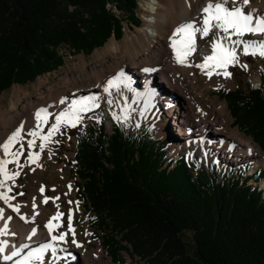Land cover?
<instances>
[{
	"label": "trees",
	"instance_id": "16d2710c",
	"mask_svg": "<svg viewBox=\"0 0 264 264\" xmlns=\"http://www.w3.org/2000/svg\"><path fill=\"white\" fill-rule=\"evenodd\" d=\"M137 23L135 0H113ZM106 0H0V92L63 65L61 46L90 54L121 21ZM126 20V19H125ZM262 90L218 88L232 123L264 153ZM74 174L94 239L119 262L120 251L147 264H264V199L242 168L219 172L181 156L167 161V140L144 125L128 133L89 122L76 132ZM197 168L198 171H194ZM264 170L254 175L259 179ZM190 232L189 247L183 235Z\"/></svg>",
	"mask_w": 264,
	"mask_h": 264
},
{
	"label": "rangeland",
	"instance_id": "374dc122",
	"mask_svg": "<svg viewBox=\"0 0 264 264\" xmlns=\"http://www.w3.org/2000/svg\"><path fill=\"white\" fill-rule=\"evenodd\" d=\"M148 1L150 0H139V6H137L136 12H134L137 13L136 15H138L139 18L141 17L140 13L143 11L142 7H145L144 4L141 3H148ZM173 1L175 2L174 7L179 9L181 1ZM203 2L204 0H191V15L194 13L196 14L200 5L203 6ZM208 2L209 0H207L205 4H207ZM115 6L111 4L110 7L117 17L119 11ZM234 6L241 7L246 12V14H251L254 20L264 18V8H262L264 7V0H249V3L247 5L242 4L241 0H235L234 2L228 0L226 7L232 8ZM122 16L124 20L127 19V17H125V15H122L121 13L117 18H120ZM126 21L128 24L131 22L129 20ZM174 21H176V19H174ZM198 21H200V19H198ZM133 25L134 24L132 23L129 29L133 30L129 33L131 37L127 38L128 34H126V30H128V27L126 26L125 29L122 30V35L119 39L110 36L102 46L95 48L88 55L82 52L74 54L65 48H60L59 53L63 56L64 63L57 70L39 75L35 78V80L27 82L25 84L14 83L9 88L0 92V122L2 113L4 111H8V106L11 101L15 100L20 105L25 103L26 101L35 100L38 93L43 92L45 95H48L50 90L52 91L54 88V90H56L57 88H61L66 80H68L69 83H72L71 85L80 86V89H82L83 86L87 87L88 83H92V81L94 82V77L97 76L98 78H100L99 81L105 85V79L110 76L114 69L111 65V63L114 62L110 59L111 54L106 52L105 49L107 44L112 41L122 48H127L128 45L130 46L127 54L121 55V53L117 58V60L120 61L121 66L123 67V65H125L126 69L130 65L128 58L130 55H133V52L131 53V50L135 52L139 51L138 53L140 54H149V52L151 53L153 46H146L144 43V39L138 38L141 35L139 34V32L137 35L135 31L136 26L134 27ZM129 30L127 31V33L129 32ZM163 37L165 36H162L161 40L163 39ZM231 37L234 40L242 39L244 41L264 40V34H246L244 37H237L236 35H232ZM213 38L214 36L212 32H209V35L207 37L196 33V42H198L200 46V54H198L196 58L193 57L189 60L191 62L193 60L196 61L199 59L198 62L191 64L192 66L187 64L190 63L188 60L185 64L178 63L175 58L176 53L171 47L172 39L166 40L164 38L166 41L168 52H166V55L160 57L161 60L157 61V63L160 64L156 65L165 67V65L168 64V62H164L168 60L166 56L171 57V61L173 58L177 62V64L175 62L172 63L174 64L172 68L177 69V71L175 72L179 73L178 75L176 74L177 81L180 80V84L182 85V87L185 89V91L193 96L195 101L206 112L208 118L217 122V128L219 127L220 129L217 130L218 133L216 139L222 136L224 137L226 134L235 137V135H238L239 133H241L243 137H249L239 131L236 126H234V124L232 123V117L227 110L225 101L217 96V89L223 87L232 90L236 87L237 83H240L244 87L247 82L249 84L251 83V85L255 87L257 85L256 81H258L261 76L259 70L261 67H264V57L260 56L259 54L244 55L243 46L239 45L240 50H236V52L238 51L237 55L239 58V63L235 65H229L226 69V71L231 73V75L228 77H225L222 74L217 75L216 72L224 71V69L217 68L213 72V74L209 76L206 74L208 69L202 70L196 65L204 63V60L201 58V56L210 52V45H212V43L214 42V40H212ZM241 65H247V68H243L241 67ZM125 67H123L124 71L126 70ZM40 78H43V82H40ZM137 79L138 78L136 77L133 80V83L135 82V87H138L140 85H138ZM254 81L256 83H254ZM164 87L161 86L160 89H165V93L167 95H174L175 97H171V100L174 103L176 101L177 103H180L179 106H181V108H179L182 111V98L177 93L178 91H173L171 89V86L170 88L169 86H167L168 88ZM19 88L21 90L17 93L15 89ZM119 91L121 90L119 89ZM80 93L81 95H83L85 91H81ZM98 94L99 106L92 108L90 111L82 113L83 119L75 127L62 125L59 132L53 135L51 140L48 142L42 141L40 137H33L29 135L30 132L38 131L40 133V136H46V128L38 130L37 128L32 127L25 132L26 136H23V140L13 146V151L20 149L23 152V154L19 158V162L17 163V165L13 166L12 162H10V167L13 168V173L19 172V175L15 177L14 185H12V195L16 196L19 200V213L22 212V215L28 218H33L36 216L37 205L28 201V194L35 193L36 191L42 192L41 189H43V191L48 196L47 204L49 205V207H51L52 210H55L56 214L58 212L63 213V216L58 221H56L60 225V227L56 228V232L58 234L67 233L66 238L68 239V246H70V249L68 248L65 249V251H58L57 254L61 256L62 259L57 261L56 264H84L82 263L80 248L90 250L96 248L98 244L100 245V243L94 239V235L87 225L86 207L77 198L79 195L77 183L78 178L74 174L73 167L76 132L81 128L87 126L89 122L98 123L100 121H104L103 123L105 131L107 133H110L113 123L122 124L128 133L133 134L137 132L141 126L149 125L154 128L156 138H163L167 140L168 147L166 149V158L171 161L180 158L182 154H186L188 160L191 161L194 160V157H198L201 168H204L206 170H209V168L207 167L209 163L215 162L219 166L218 169L220 173H224L225 170L230 168L232 169L241 167L245 169V175L249 176L253 169H255L256 173L260 170H264V166L262 165L253 168L254 160L251 159L234 161L233 159H225L223 156L218 157V155L213 156L211 154L205 157L203 155L204 152L200 150L204 147L196 142L188 141L186 143L187 148H181L174 151L173 149L176 145L175 142L178 141V138L180 137L178 133V126H180V124H178L180 122V120H178L180 118L179 116L177 117L176 114L171 112L167 114V110L164 106H162V104H157L153 108L142 110L141 99L132 94H130V98L128 100V108H124L123 104H121L118 100L119 92L117 91H115L114 93L112 92V98L104 94L101 90L98 91ZM113 97H115L116 100H114ZM161 97L163 98L164 95H161ZM167 98L170 100V97ZM109 101H111V103H109ZM114 115L116 117H119L120 119H115ZM108 117H110V119ZM124 117H126V119ZM172 138L176 141L174 142ZM33 139L35 140V145L30 148L28 145V141ZM2 142L3 140L0 141V145ZM179 142L181 143V145L183 144L182 140ZM42 143H46V146L43 148H41ZM252 143L256 144L253 141ZM21 144H23L22 149ZM3 152V149L0 148V154ZM37 153L39 154V158L35 160V162H31L28 160V156L30 154ZM193 170L197 171L196 168H193ZM262 180H264V177L260 180L249 179L248 184H251L252 186H258V184H261L262 187ZM51 183L55 184V186L58 187L61 195H58L57 191H55L51 187ZM69 185H71V190L69 189ZM56 197L59 198L60 204H57V201L55 200ZM70 201L71 203H69ZM69 215H71V228L74 229V234L73 232L69 231ZM7 220L8 218L4 217V221ZM5 224H7V232H3V238L0 237V242L6 241L7 243L4 245V251L0 253H5L6 251L10 250V244L8 243V240L15 241V239L10 238V234L8 232L11 231L9 223L7 222ZM5 224L3 225L4 227ZM183 237L190 247L192 245L191 233L186 232L184 233ZM75 238L76 245L74 244V246L73 240ZM77 245H79L80 248H78ZM100 247L102 252L100 253V256L102 257V260L108 261L111 264H147L132 254L128 255L124 250L120 251L118 256L121 261L113 262L107 251L101 245ZM6 255H11V252H7L4 254V256ZM45 261L47 260L45 259ZM1 264L12 263L6 262Z\"/></svg>",
	"mask_w": 264,
	"mask_h": 264
},
{
	"label": "bare ground",
	"instance_id": "6f19581e",
	"mask_svg": "<svg viewBox=\"0 0 264 264\" xmlns=\"http://www.w3.org/2000/svg\"><path fill=\"white\" fill-rule=\"evenodd\" d=\"M180 1L181 4L179 9L174 7L175 2L173 0L148 1V6L146 9L150 8L151 10H149L148 13L144 12L143 16L149 18L150 16L153 15L154 20L152 23L150 22V20L146 23L148 26L147 29L137 27L136 33L138 35L139 32L141 36L138 38L144 39V43L146 46L148 45L150 46L149 40L148 41L146 40V35L152 36L155 43L152 48V52L151 53L149 52V54L148 53L140 54L138 53L139 51L135 52L131 50V53L133 52V55L132 56L130 55L128 58V61L130 63V65L128 64L129 67L126 69L125 65H123V67H125L126 69L125 71L123 70L124 68L121 66V63L119 60H117V58L118 56H120L121 53H122L121 55L127 54V51L130 48V46L128 45L127 48H122L113 41L107 44L105 49L106 52L111 54L110 59L111 61H114L113 63H111V65L113 66L114 69L112 72L113 74L111 73L110 76H108V78L105 79L106 81L105 85L99 81L100 78H98L97 76L94 77V82L91 80L92 83L90 82L88 83V85L86 84L87 87H84L82 85L83 86L82 89H80V86L71 85L72 83H69V81L66 80L61 88H57L56 90H54L55 89L54 88L52 91L50 90L48 95H45L43 92L38 93L35 100H29L20 105L15 100L11 101L8 106V111L7 112L4 111L1 115L2 117L0 122V141L3 140L1 145L4 144L7 141V139L18 128L21 127V125H23L22 136L24 135L26 136L25 132L32 127L37 128L38 130L46 128L48 134L49 130L51 129V126L55 123V117L59 115L61 112L67 110L73 100H79L90 96H94L98 98L99 90H101L107 96L111 97L112 92L114 93L115 91L120 89L121 91L119 92L123 95H120V98L118 100L120 101L121 104H123L124 108L129 107L128 100L130 98V94H132L141 99L142 110L143 109L147 110L149 108H153L157 104L158 105L162 104V106H164L165 109L167 110V114L173 111V113L176 114L177 117L178 116L180 117L178 119L180 120V122L178 123L180 124V126H178L179 127L178 133L180 139L178 138V141H176L175 139L172 138L174 142L176 141L175 142L176 145L173 149L174 151L181 148L184 149L187 148L186 143L188 141H191V142L199 143V145H202L204 147L200 150L204 152L203 155L205 157L211 154L213 156L218 155V157L223 156L225 159L228 158L233 159L234 161L251 159L254 160L253 168L258 167L259 165L264 166V154L261 152L259 146L252 143L249 137H243L242 134L239 133L238 135H235V137L226 134L224 137L222 136L216 139L218 133L217 130L220 129L219 127L217 128V122L214 120H210L208 118L206 112L195 101L193 96L189 94L187 91H185V89L182 87V85L180 84V80L177 81L176 72H175L176 69L172 68L174 64H172L173 62L171 61V59L164 61V62H168V64L165 65V67L162 66L160 67L156 65V64H160L157 63V61L161 60L160 57L166 55V52H168L166 41L164 38L167 37L168 32L172 30L171 28L176 23L180 21L183 22L192 21V23L194 22L199 23L201 22V20L204 19L205 14L203 13L202 9L206 5L205 2L207 0H204L203 6L200 5L196 14L194 13L192 15L190 12L191 0H180ZM230 1L233 2V0ZM174 19H176V21H174ZM198 19H200V21H198ZM162 36H165L162 39L163 41L161 40ZM128 37L131 36L128 34L127 38ZM195 47L196 49H198V46ZM154 54H158V55H154ZM166 57L171 58L169 56ZM169 61L171 64L169 63ZM156 73H158V78L160 82L164 84V86L167 85L169 86V88L171 86V89L173 91L175 92L178 91L177 93L182 98V104H181L182 111L180 109L181 106H179L180 103H177V101L174 103L171 100H170L171 102L169 103L167 98L161 97L160 94H162V92H164L165 89L163 88L160 89L161 87L160 86L161 84H159L160 82L155 81L154 78L152 79V83L148 86H145L138 82V85L139 84L140 85L138 87H135V82L133 83V80L137 76H141L146 79V78H150L152 75L154 77ZM121 75L124 82L119 83L118 87H112L109 89V92H106L105 88L108 86V82L116 78L117 76H121ZM40 82H43V78H40ZM126 84H130V88L127 87ZM20 90H21L20 88L15 89L17 93ZM81 91H85V93L81 95L80 93ZM174 97L175 96L173 95L172 98ZM62 99L64 100V103L60 102ZM98 102L99 99L96 101V103L98 104ZM40 109H47L48 115L46 122H41L37 120L36 113ZM181 140L183 141L184 145L183 144L181 145V143L179 142ZM11 150L13 151V147ZM20 156L18 157V162ZM2 159H8L10 161H13V158L11 156H5L4 152L0 154V160ZM18 162L13 161L12 165L15 166L17 165ZM7 168L10 173H13V168L10 167V163L7 165ZM0 179H3V177L0 176ZM6 183L7 186L11 189V191L8 192V195L10 197H14L9 201V203L13 206H20L17 197L12 195V185H14L15 180L14 181L10 180L7 181ZM50 185L55 191H57L58 195H61L60 190H58V187L55 186V184L51 183ZM262 188H264V180H262ZM0 191H6V189H2ZM45 198H48V196L44 191L42 192L36 191L35 193L28 194V201L31 203H35L37 205V214L33 218H28L26 216H23L22 212L16 213L12 207H9L8 204H6L2 199H0V209L3 210V216L2 218H0V229H4L3 225L8 222L11 229V231H8L10 234V238L15 239V241L8 240V243L10 244V250L9 251L5 250L6 251L5 253L7 252L12 253L16 249H21L22 246L25 244L29 246L28 248H23L20 252V255L13 257L12 260H7V261L4 260L3 257L5 253H0V264L6 262L15 264V261L19 260L22 256L26 255L28 251L38 247L43 243L52 242L53 244L57 245L59 249L61 248L68 249L70 247L68 246V239L66 237H65L66 242L52 241V236H56L59 234L56 232V228L50 233L46 225H48L49 221L52 220L54 216H56V211L52 210L51 207H49V205L44 202ZM55 200L57 201V204H60L59 199H55ZM4 217L7 218L11 217V219L4 221ZM56 221L57 220H52V223L54 225L58 224ZM33 229H36L35 235H32ZM29 236H31V239H29ZM0 237L3 238V232H0ZM74 240L76 241V238ZM74 244L76 245V243H73V245ZM78 248H80V246H78ZM100 248L101 247L99 244L97 245L96 248L90 250H85L83 248H80L82 263L111 264L108 261L102 260V257L100 256V253H102ZM45 259L47 261L51 259L50 252L45 254Z\"/></svg>",
	"mask_w": 264,
	"mask_h": 264
},
{
	"label": "snow or ice",
	"instance_id": "6c2138e0",
	"mask_svg": "<svg viewBox=\"0 0 264 264\" xmlns=\"http://www.w3.org/2000/svg\"><path fill=\"white\" fill-rule=\"evenodd\" d=\"M234 2V0H233ZM228 0H209V3L202 9L204 15L203 19V27L199 28L194 23H186L180 25L174 32L172 37L171 47L176 53V60L180 64H185L187 62V58L191 56L195 51V43H196V33L200 32L202 36L207 37L209 32L213 27L221 29L224 33L227 34L225 39H228L232 47L224 45L220 39H217L216 42L213 43V53L210 56L205 57L204 63L196 65L202 70L208 69L206 72L207 75L211 76L213 72L219 68L224 69L223 72H216L217 75H224L228 77L231 73L227 72L226 69L229 65H235L239 63V58L236 52V46H243V54L244 55H256L264 57V40L261 41H244L242 39L231 40L232 35H236L237 37H244L246 34H264V18L255 19L251 14H246V12L241 7H226ZM241 3L247 5L249 0H241ZM215 22V23H213ZM243 68H247V65H241ZM147 71V69H146ZM122 75L117 76L116 78L110 80L108 82V86L105 88L106 92H109V89L112 87H118L119 83H123ZM127 87L130 88V84H126ZM98 98L94 96L85 97L79 100H73L69 106V108L59 115L55 117V123L51 126L48 134L46 136H40L38 131L30 132L29 135L33 137H40V139L44 142H48L51 140L52 136L59 132L60 127L71 126L75 127L82 119V113L90 111L92 108L98 107L99 105L96 103ZM64 103L62 99L60 101ZM111 103V101H109ZM47 109H40L36 113V117L38 121L46 122L47 121ZM115 119H120L114 115ZM126 119V117H124ZM23 125L18 128L8 139L7 141L0 145V148L3 149L5 156H11L13 161L18 162V157L23 154L20 149L16 151H12L13 145L23 140L22 136ZM29 147H33L35 145V140L28 141ZM46 143L41 144V148L45 147ZM23 148V144H21V149ZM251 151V150H250ZM39 158V154H30L28 156V160L31 162H35ZM8 159L0 160V176L3 179H0V189H6V191H0V199H2L9 207H12L14 211L19 213V206H13L9 203L11 199L14 197H10L8 192L11 189L7 186V181H14L15 177L19 175V172L10 173L7 165L10 162ZM69 189L71 190V185H69ZM43 191V189H41ZM55 199H59L58 197ZM48 198H45L44 202L47 203ZM71 203V201L69 202ZM3 216V210L0 209V218ZM63 216V213H57L56 216L52 218V220H59ZM8 219H11L9 217ZM69 219V231L73 232L74 229L71 228V215L68 217ZM52 220L49 221L48 227L49 232L51 233L55 228L60 227L59 224H53ZM0 232H7V224H5L4 229H0ZM36 229H33L32 235H35ZM67 233H60L59 235L52 236V241H64ZM31 239V236H29ZM7 242H0V252L4 251V245ZM73 243H76L73 240ZM79 246V245H77ZM27 244L23 245L21 249H16L11 253V255H6L3 257L4 260H12L13 257L19 256L20 252L23 248H28ZM59 251H65V249H59ZM51 254V259L49 261H45V254ZM58 246L53 244L52 242L43 243L38 247L27 252L26 255L22 256L19 260L15 261V264H56L57 261L61 260L62 257L58 254ZM70 255V254H69Z\"/></svg>",
	"mask_w": 264,
	"mask_h": 264
},
{
	"label": "built area",
	"instance_id": "2783aa9c",
	"mask_svg": "<svg viewBox=\"0 0 264 264\" xmlns=\"http://www.w3.org/2000/svg\"><path fill=\"white\" fill-rule=\"evenodd\" d=\"M150 1H153V0H150ZM135 3H136V8H137V6H139V0H135ZM111 4H113V5L115 6V2H114L113 0H106V8H108V10L111 11V12L113 13V11H112V9H111V7H110ZM141 4H144V6H145V7H142L143 11L140 13L141 17L139 18V16L136 15L137 13H135L136 18H137V20L139 21L138 25L135 24V23H133V21H131V22L128 24L127 21H126L127 19H126V20L121 21V29H122V30H124L126 26L128 27V30H129V29H130V25H132V23L134 24V25H133L134 27L136 26V28H137V27H140V28L147 29L148 26H147L146 23H147L149 20H150L151 23L153 22V20H154L153 15L150 16L149 18H146V17L143 16L144 12H147V13H148V11L151 10L150 8H149V9H146L147 6H148V3L145 2V3H141ZM115 7H116V6H115ZM136 8H135L134 12H136ZM117 9H118V8H117ZM118 11H119V10H118ZM120 13H121V12L119 11V13L117 14V17H119ZM113 14H114V13H113ZM114 15H115V14H114ZM115 16H116V15H115ZM151 28H152V27H151ZM128 30H126V34H129L130 32L133 31V30H129V32L127 33ZM135 31H136V29H135ZM147 31H148V30H147ZM146 40H147V41L149 40V42H151V44H153V46H154V43H155V42H154L152 36H148V35H146Z\"/></svg>",
	"mask_w": 264,
	"mask_h": 264
}]
</instances>
